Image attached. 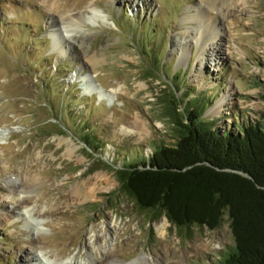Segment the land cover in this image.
<instances>
[{
    "label": "rangeland",
    "instance_id": "1",
    "mask_svg": "<svg viewBox=\"0 0 264 264\" xmlns=\"http://www.w3.org/2000/svg\"><path fill=\"white\" fill-rule=\"evenodd\" d=\"M215 3L225 15L209 19ZM197 9L219 30L203 66L197 45L186 60L174 47ZM171 92L206 95L221 131L263 122L264 0H0V264H217L234 245L227 218L189 237L152 220L113 194L115 172L95 167L83 142L94 128L111 163L173 143L160 107Z\"/></svg>",
    "mask_w": 264,
    "mask_h": 264
},
{
    "label": "trees",
    "instance_id": "2",
    "mask_svg": "<svg viewBox=\"0 0 264 264\" xmlns=\"http://www.w3.org/2000/svg\"><path fill=\"white\" fill-rule=\"evenodd\" d=\"M153 65H147L146 77L157 76ZM169 94L160 98V107L169 118L173 143L153 144L149 156L117 155L111 163L98 156L106 148L88 127L83 142L93 164L115 172L119 187L113 194L150 213L152 220L165 215L181 235L189 237L193 227L216 230L227 218L234 245L217 264H264V111L263 122L239 123L235 133L221 131L205 116L206 95H189L187 101Z\"/></svg>",
    "mask_w": 264,
    "mask_h": 264
},
{
    "label": "bare ground",
    "instance_id": "3",
    "mask_svg": "<svg viewBox=\"0 0 264 264\" xmlns=\"http://www.w3.org/2000/svg\"><path fill=\"white\" fill-rule=\"evenodd\" d=\"M218 7V4L215 3L214 5L210 6V16L209 14H207V17L210 19V18H216L211 12L214 11V10H220L219 13L224 14L223 12V9H221L219 7V9H217ZM91 10V11H90ZM192 11H195V10H192ZM87 13H90L91 15L93 13L91 12H94V9H92L90 7V9L88 11H86ZM191 12V9H187V13ZM95 15V14H94ZM94 15H92L93 17H95ZM90 16V15H89ZM79 18H82L79 16ZM206 19V16H202L201 12L199 9H197V11H195V14L193 16H187L184 18V22L187 24L189 22H191L194 26L190 27L189 30H187L186 32H183V33H180L176 36L177 40L179 42H177L175 46H179V54L180 55L181 53V60H186L187 57H188V54L190 56V53L191 51L194 49V45H197L198 46V60L200 62V64H202L201 66H203V64L208 61L209 59H207V57H211L213 58L215 56V53L218 52L216 51L215 49V44L213 43L214 42V39L216 38L217 35H219V30L216 29V23L213 25L210 21V24H209V20H205ZM70 23H74L73 21H71ZM68 27V26H67ZM215 31L217 32L216 34H210V31ZM69 36V35H68ZM217 55V53H216ZM187 56V57H186ZM91 61V60H90ZM86 82H89V80L87 79ZM92 89L93 92L94 91H97L98 90V87L97 85L94 86L92 84H90L89 88L87 89ZM90 89V90H91ZM101 89V87H100ZM102 90V89H101ZM100 94H103L102 96L103 97H109V95L107 96V92L105 91H100ZM109 94V93H108ZM99 95V94H98ZM100 97V96H99ZM111 97V96H110ZM226 98V97H225ZM104 99V98H102ZM109 99V98H108ZM109 101V100H108ZM225 101V99H223V102ZM17 182V181H16ZM14 183V185H16L17 183ZM85 186V185H84ZM19 188V187H18ZM16 191H18L16 189ZM94 191L95 189L94 188H90L87 184H86V192H88V195H92L94 194ZM29 191L26 190V189H23V190H20L18 193L21 194L20 198L17 200V208L19 207H22L24 202L26 201V194L28 193ZM73 192L74 194L76 193H79L81 194V187L80 185H76L74 186L73 188ZM11 214V212H10ZM10 214H4V219H7L9 220L10 219ZM35 217H33L34 219ZM35 242V241H34ZM137 263V262H136ZM62 264H75L73 260H69V261H66V262H63ZM87 264V263H86ZM88 264H97L96 263V259L92 258L90 260V262ZM110 264H132V263H126L124 261H120L118 258L117 259H114L110 262Z\"/></svg>",
    "mask_w": 264,
    "mask_h": 264
}]
</instances>
